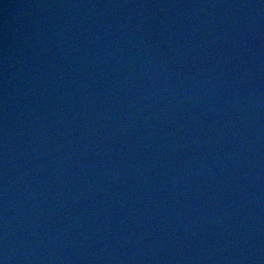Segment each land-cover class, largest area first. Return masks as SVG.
<instances>
[{
	"label": "water",
	"instance_id": "water-1",
	"mask_svg": "<svg viewBox=\"0 0 264 264\" xmlns=\"http://www.w3.org/2000/svg\"><path fill=\"white\" fill-rule=\"evenodd\" d=\"M0 264H264V0H0Z\"/></svg>",
	"mask_w": 264,
	"mask_h": 264
}]
</instances>
